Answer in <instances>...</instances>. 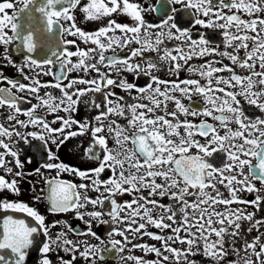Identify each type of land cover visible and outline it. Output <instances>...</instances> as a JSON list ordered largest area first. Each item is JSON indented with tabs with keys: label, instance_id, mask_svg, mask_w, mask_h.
Here are the masks:
<instances>
[{
	"label": "snow or ice",
	"instance_id": "6c2138e0",
	"mask_svg": "<svg viewBox=\"0 0 264 264\" xmlns=\"http://www.w3.org/2000/svg\"><path fill=\"white\" fill-rule=\"evenodd\" d=\"M0 110V264H264V0H0Z\"/></svg>",
	"mask_w": 264,
	"mask_h": 264
},
{
	"label": "flooded vegetation",
	"instance_id": "af4514ba",
	"mask_svg": "<svg viewBox=\"0 0 264 264\" xmlns=\"http://www.w3.org/2000/svg\"><path fill=\"white\" fill-rule=\"evenodd\" d=\"M151 18H152V17H149V19H151ZM89 27H91V26L89 25ZM5 71H6V73H7L8 75H10V76H16V71H15V69L12 68V67H8V68H6ZM182 75H184V74L182 73ZM45 79H51V77H45ZM129 79H132V77H131L130 75H129ZM141 82H143V80H141ZM14 91H15V89H14ZM117 91H119V89H117ZM57 94H58V92H57ZM0 111H2V110H0ZM65 151H66V150H65ZM63 158L66 159V160H71V161L74 162V163H77V162H78V159H77V158H74V157H68L67 155H65ZM254 162H255V161H254ZM63 175H64V177L67 178V179H75V178L71 175V173H64ZM257 183H259V181H257ZM38 186H39V185H38ZM92 194L95 195V193H92ZM249 195H251V194H249ZM24 198H25L26 200H28L30 203L35 204V202H34V201H31L30 197H28L27 195H25ZM46 203H47V202L45 201L44 204L37 205V206L40 208V210H41L42 212L46 210ZM72 222H73L74 224H80L81 226H83L82 222L79 221L78 219H74ZM105 227H106V226H103V225L100 226L99 231H100L101 233H103ZM153 230H156V229L153 228ZM165 231H168V230L166 229ZM143 239H144V240H147L149 243L159 244L158 241L153 240L152 238L147 237V236L143 237ZM132 251H134L136 254H142L141 251H140L139 249H135V250H132ZM107 264H118V262H117L116 260H109V261L107 262Z\"/></svg>",
	"mask_w": 264,
	"mask_h": 264
}]
</instances>
